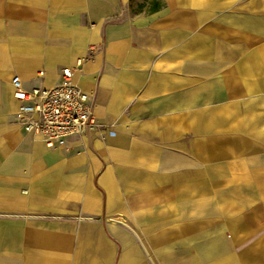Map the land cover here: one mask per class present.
Here are the masks:
<instances>
[{
  "label": "crops",
  "instance_id": "crops-1",
  "mask_svg": "<svg viewBox=\"0 0 264 264\" xmlns=\"http://www.w3.org/2000/svg\"><path fill=\"white\" fill-rule=\"evenodd\" d=\"M151 1L0 0V264H264V0ZM64 68L101 126L70 151L12 84Z\"/></svg>",
  "mask_w": 264,
  "mask_h": 264
},
{
  "label": "built area",
  "instance_id": "built-area-1",
  "mask_svg": "<svg viewBox=\"0 0 264 264\" xmlns=\"http://www.w3.org/2000/svg\"><path fill=\"white\" fill-rule=\"evenodd\" d=\"M75 71L62 69L59 82L51 87L27 89L19 76L12 80L19 105L16 123L25 134L41 140L50 149L70 151L72 141L101 128L90 96L75 80Z\"/></svg>",
  "mask_w": 264,
  "mask_h": 264
},
{
  "label": "trees",
  "instance_id": "trees-1",
  "mask_svg": "<svg viewBox=\"0 0 264 264\" xmlns=\"http://www.w3.org/2000/svg\"><path fill=\"white\" fill-rule=\"evenodd\" d=\"M132 2H133V0H132ZM164 6H165V4L162 2V0H152L150 2V7L148 9V13H155V12L161 10ZM144 8H145L144 4L140 5V11L141 12Z\"/></svg>",
  "mask_w": 264,
  "mask_h": 264
},
{
  "label": "rangeland",
  "instance_id": "rangeland-1",
  "mask_svg": "<svg viewBox=\"0 0 264 264\" xmlns=\"http://www.w3.org/2000/svg\"><path fill=\"white\" fill-rule=\"evenodd\" d=\"M138 4H140L139 1L136 2L135 6H134V9L132 10V13H131V14L136 13V10H137V7H138Z\"/></svg>",
  "mask_w": 264,
  "mask_h": 264
}]
</instances>
